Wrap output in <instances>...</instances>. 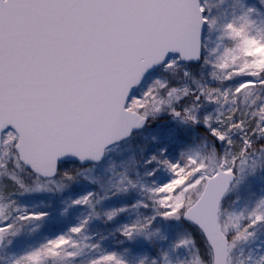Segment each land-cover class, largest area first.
Returning a JSON list of instances; mask_svg holds the SVG:
<instances>
[{
  "label": "snow or ice",
  "instance_id": "1",
  "mask_svg": "<svg viewBox=\"0 0 264 264\" xmlns=\"http://www.w3.org/2000/svg\"><path fill=\"white\" fill-rule=\"evenodd\" d=\"M0 264H264V0H0Z\"/></svg>",
  "mask_w": 264,
  "mask_h": 264
}]
</instances>
